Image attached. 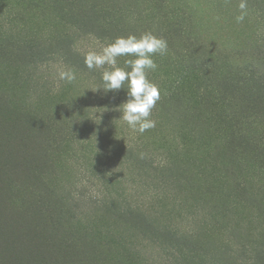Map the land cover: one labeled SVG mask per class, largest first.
<instances>
[{
  "label": "trees",
  "instance_id": "trees-1",
  "mask_svg": "<svg viewBox=\"0 0 264 264\" xmlns=\"http://www.w3.org/2000/svg\"><path fill=\"white\" fill-rule=\"evenodd\" d=\"M46 1L49 0L42 3ZM141 1L148 9L139 13L125 10L123 14L120 8L97 3L83 5V0H53V22L65 25V32L53 38L55 40L41 44L31 38L12 39L0 35V55L11 50L12 56L16 57L14 61L28 63L35 69L59 63L63 70H70L75 68L70 54L81 43L100 48L119 36L126 37L140 21H148L147 31L162 37L168 44L166 55L153 57L157 69L148 73V79L158 86L161 93L150 118L171 127L168 130H173L175 140H196L203 148L212 152L221 150L228 157L236 155L248 163V167L254 168L251 176L245 174L243 178L241 171L233 168L232 162L224 158V171L214 188L230 205H251L249 199H245L246 195L253 190L264 192V23L261 17L258 16V22L255 18L254 42H249L248 38L243 44L235 45L224 34L220 38L216 32L208 34L197 19L199 10L196 15L193 14L183 0H177L178 3L156 0V4L153 0ZM20 9L15 0H0V23L5 21L10 27H17V22L22 19ZM160 11H163L161 17L158 16ZM124 21L131 29H126ZM133 35L137 36L135 32ZM124 60L125 57L118 58L119 67H124L121 64ZM100 71H92L97 87L102 86ZM126 99L124 89L108 93L100 89L97 96L82 99L69 107V112L65 106L49 112H17L16 115L23 120L17 122V134L6 130L0 135L3 138L0 150L10 142L21 151L30 129L40 124L43 127V142L48 144L44 155L53 161L66 159L65 163L77 165L80 167L78 174L84 175L83 181L73 182L72 190L68 191L67 198L60 205L50 189L55 174L49 170L48 164H36L31 171L32 176L15 180L14 162L8 163V160L14 157L19 160L22 155H7L5 160L11 167L0 168H4L5 173L0 175V180L5 181H0V185L5 184L10 192L6 201L9 210L6 211L15 215L18 213L24 220L19 232L25 240L32 242L31 249L37 255L29 253L14 241L9 248L15 250L11 253L10 264H40L39 259L45 263L40 250L48 254L50 247H53L50 253L55 255V261L45 264H77L76 257L81 256L75 248L80 240L72 237L75 242L69 243L63 235L57 234L60 225L69 231V227L80 225L74 202L97 198L96 213L105 212L131 222V212L136 211L132 205H128V210L114 206L113 201L117 200L113 197L111 186L119 174H135L137 185L152 199L170 190L172 184L178 185L174 176V153L167 150L170 148L166 143L153 154L144 153L139 133L132 132L119 119L122 113L117 116L111 110L112 105L120 106ZM181 131L187 132L183 138ZM11 135L14 138L8 140L6 137ZM95 179L102 190H94V194L86 198L82 187L87 181L95 183ZM21 185L25 186L23 191L14 193L16 188L21 190ZM0 189L4 188L0 186ZM214 190L207 187L204 194H216ZM256 202L261 210L262 202ZM132 222L144 239L157 245L172 264H188L200 253L192 246L194 241L191 236L151 228L148 221ZM3 228L1 218L0 231ZM248 237L230 234L215 256L207 258V254L204 255L206 264H264V234L252 239ZM64 254L72 255L74 261L62 262Z\"/></svg>",
  "mask_w": 264,
  "mask_h": 264
},
{
  "label": "rangeland",
  "instance_id": "rangeland-1",
  "mask_svg": "<svg viewBox=\"0 0 264 264\" xmlns=\"http://www.w3.org/2000/svg\"><path fill=\"white\" fill-rule=\"evenodd\" d=\"M15 1L21 7L22 19L17 22V27L13 28L5 21L1 22L0 35L12 39L31 38L35 43L41 44L43 41L55 40L53 38H57L65 32V25L53 22L51 7L53 0L45 3H42L44 0ZM176 1L171 0L173 3ZM179 1L181 2V0ZM95 3L105 7L120 8L123 14L125 10L139 13L148 9L141 0H83V5L86 6ZM183 3L186 4L185 6L189 5L190 11L195 15L199 10L197 19L208 34L212 33L213 35V32H216L218 38L224 34L230 37L232 44L235 45L243 44L248 38L249 42H254L255 18L258 22V16H260L264 23V0H247L248 15L240 23L235 20V17L240 14V0H183ZM153 4H156V0H153ZM162 15L163 11H160L158 16ZM144 19L146 18L144 17ZM147 23L149 22L140 21L134 26V29H131L124 21L126 29H131L127 36L131 33L133 35L135 32L139 37L148 32ZM43 49L46 48L43 47ZM99 49L92 44L81 43L77 50L70 54L75 68L77 67L70 69L76 73V79L70 84L59 81L58 87L57 73L63 70L59 63L43 65L41 68L35 69L28 63L14 61L16 57L12 56L11 50L1 54L0 126L2 131L0 135L6 130L9 133L13 131L17 134L19 130L17 122L23 121L16 115L17 112L29 110L49 112L59 110L61 106H65L69 112V107L74 106L80 100L97 96L98 90L93 91L97 88L94 82V73L84 65V53ZM127 58L125 57V59ZM121 64L124 66V61ZM119 107L116 104L111 106V110L117 116L121 113L118 110ZM154 120L156 121L155 128L139 134L144 144L143 151L146 154H153L160 145L166 143L170 148L167 150H172L174 153L173 164L176 167L174 176L178 179V185L172 184L170 190L152 199L151 196L146 195V191L141 186L137 185L135 174H119L114 185L111 186L113 197L117 200L113 201L115 208L128 210V205H132L131 207L136 210L131 212L132 221H148L151 228H160L182 236L193 237L194 244L192 246L196 247L200 253L188 264H206L204 255L207 254V258L215 256L232 233L237 237L249 236L250 239L264 234V221H262V219L264 220V213L262 214L264 212V192L262 190H253L246 195L245 199L248 198L251 205H230V202L224 200L223 195L214 190L219 184L218 177L224 171L222 163L224 158L232 162L233 168L241 171L240 174L243 178L245 174L251 176L254 168L248 167V163L240 160L236 155L228 157L221 150L212 152L203 148L196 140L183 141L186 131H181L182 141L179 138L175 140L173 130H168L171 127ZM41 133H43V127L40 124L32 130L30 129L26 137V145L22 146V152L18 151V147L7 142L0 150V168L1 166L10 168L8 163L14 162L16 180L31 175L36 164L39 165L41 162L48 164L49 170L55 174L51 179L50 189L54 192V200L56 199L57 204H60L64 198H67L65 195L68 191L72 190L73 182L75 180L83 181L84 175L78 174L80 167L77 165L71 164V162L65 163L66 159L53 161L47 158L44 152H46L48 144L46 141L43 142ZM22 136L21 134L20 139ZM6 138L10 140L14 136ZM2 139L0 137V140ZM8 154L22 155V157L19 160L15 157L11 158L7 163L5 158ZM0 170L2 171L0 175H2L4 168ZM94 181L96 184L87 181L86 184L84 183L85 185L83 184L84 186L79 187L83 186L82 192L86 198L94 194V190H102L100 184H97V180ZM1 183H5V181H1ZM0 186L4 188L0 189V223L2 218L4 224L3 230L0 231V264L11 263V253L15 250L9 248L14 241L37 257L36 253L34 254L35 250L31 249L32 242L25 240L19 232L24 220H21L18 213L15 215L12 211H6L9 210L6 205L9 189L5 184ZM24 187L21 185V190L18 191L16 188L14 193L23 191ZM207 187H211L216 194L205 195ZM92 199L91 201L85 199L73 203L81 220L79 226L69 227V231L60 225V231H57V234L63 235L69 243L75 242L74 237L80 240L75 248V251L81 256L76 257L77 264H172L167 261L165 254L160 251L157 245L144 239V235L133 227L132 221L126 222L125 219L118 218L116 215L111 216L105 212L96 213L95 208L98 200L97 198ZM257 200L262 202L261 210L257 207ZM225 205L226 209L224 210ZM145 222L142 224L147 225ZM229 230H231L230 234ZM52 250L53 247H50L48 254L44 250H40L46 259L45 263L55 261V255L50 253ZM39 261L40 264H45L40 259ZM71 261H74V257L64 254L62 262L69 263Z\"/></svg>",
  "mask_w": 264,
  "mask_h": 264
},
{
  "label": "clouds",
  "instance_id": "clouds-1",
  "mask_svg": "<svg viewBox=\"0 0 264 264\" xmlns=\"http://www.w3.org/2000/svg\"><path fill=\"white\" fill-rule=\"evenodd\" d=\"M239 9L240 14L235 17L237 23L243 22L248 15L247 0H240ZM167 51L165 39L145 32L139 37L132 34L119 36L114 41L101 45L98 51L84 53L86 68L101 70L102 86L93 91L102 89L108 93L126 90L127 99L118 109L122 113L119 119L134 133L143 134L156 126V121L150 117L161 99V93L158 86L148 79V73L158 67L153 57L164 56ZM120 57H128L124 60V67L118 66ZM57 79V87L59 81L70 84L76 79V73L72 70H60Z\"/></svg>",
  "mask_w": 264,
  "mask_h": 264
}]
</instances>
